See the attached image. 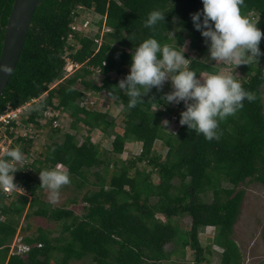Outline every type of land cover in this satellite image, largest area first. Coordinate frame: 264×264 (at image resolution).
<instances>
[{
	"label": "trees",
	"instance_id": "obj_1",
	"mask_svg": "<svg viewBox=\"0 0 264 264\" xmlns=\"http://www.w3.org/2000/svg\"><path fill=\"white\" fill-rule=\"evenodd\" d=\"M13 4L14 0H0V57ZM79 5L102 16L101 29L104 25L112 28L101 46L94 37L72 29ZM202 7V0L41 1L19 62L0 96V114L8 105L17 107L43 97L26 112L22 125L32 122L43 129L45 123L40 119L46 117L53 137L62 131L55 121L58 123L67 112L73 117L76 133L65 132L62 140L53 139L44 152L24 167L18 166L15 182L26 193L14 192L6 201L7 196L0 189V264H70L81 260L91 264H164L177 252L184 260L174 264H211L214 249L211 244L204 246L199 236L208 226L215 228L210 241L222 248L217 264H243L242 251L233 237L245 197V190L238 186L248 180L264 185V55L258 62L240 65L244 76L239 81L255 99L244 100L241 109L219 123L218 139L206 140L186 125H180L177 132L167 129L162 121L174 108L161 99L166 93L164 85L159 91L153 87L143 96L144 102L132 109L127 107L126 95L115 88L130 70V53L149 37L177 49L188 39L197 56L184 53L189 59L187 69L200 77L203 73L219 72L217 66L204 59L207 47L191 21L190 14ZM154 9L166 13L164 23L155 31L144 27L147 14ZM241 14L258 21L257 27L264 33V0H244ZM71 32H76V41H70ZM259 47L264 53L262 39ZM66 48L76 49L71 56L84 66L62 80ZM104 61L105 77L103 84L97 86L90 76L93 68ZM110 73L116 74L115 79ZM78 83L105 92L109 98L110 93L119 95L120 100L114 102L122 105L121 131L107 111L81 104L84 91L77 88ZM156 102L161 105L158 109ZM178 105L181 110L175 117L179 123L185 108L183 103ZM49 109L59 110L60 116L49 118ZM79 123L88 127L83 142L77 137ZM94 130L114 132V154H122L129 140L141 143L140 154L121 164L114 160L111 170V159L104 158L101 145L92 140ZM25 141L21 149L28 150L34 139ZM157 141L168 148L165 158L154 150ZM139 162L151 169L139 167ZM60 164L67 168L78 190L89 184L98 187L83 193L85 205L81 214L76 207L53 206L42 197L45 187L40 186L39 172ZM101 166L105 176L110 174L109 183L99 172H95L98 180L91 182L89 173ZM154 173L159 176L157 183L153 181ZM211 194L213 197L208 200ZM70 202L76 206L77 198ZM158 213L165 215L166 220L157 217ZM34 216L60 222L62 229L53 235L40 228L36 234L24 235L21 247L14 249L21 219L29 222ZM183 216L191 217L189 230L174 222ZM29 226L28 223L26 229ZM171 242L176 248L169 251L166 245ZM187 247L194 254L191 262L185 260Z\"/></svg>",
	"mask_w": 264,
	"mask_h": 264
},
{
	"label": "clouds",
	"instance_id": "obj_2",
	"mask_svg": "<svg viewBox=\"0 0 264 264\" xmlns=\"http://www.w3.org/2000/svg\"><path fill=\"white\" fill-rule=\"evenodd\" d=\"M243 3L244 0H202V10L190 14L193 28L200 32L210 61L237 67L258 62L264 55L259 47L264 33L257 27L258 21L241 14ZM165 15L159 9L150 11L144 27L155 31L160 23H164ZM178 46L181 50L161 44L155 37L143 40L130 53V70L115 88L126 95L127 107L132 109L144 102L143 96L153 87L159 91L166 81H170L172 90L161 99L164 104L183 103L185 110L180 113V125H186L197 135L202 134L206 140L218 139L219 123L241 109L244 100L251 102L255 97L234 75L215 72L201 78L185 68L189 60L184 55L186 49L184 45ZM8 71L6 65L0 64V72ZM104 77V73L97 77L101 84ZM109 95L113 100H120L118 94ZM157 104L158 109L161 105ZM162 124L167 125L168 121L164 120ZM5 157L0 158V189L14 190L17 187L14 182L16 164L24 160V153L13 148L5 151ZM39 179L40 186L49 190L53 201L58 199L59 190L70 183L69 173L59 166L40 171Z\"/></svg>",
	"mask_w": 264,
	"mask_h": 264
},
{
	"label": "rangeland",
	"instance_id": "obj_3",
	"mask_svg": "<svg viewBox=\"0 0 264 264\" xmlns=\"http://www.w3.org/2000/svg\"><path fill=\"white\" fill-rule=\"evenodd\" d=\"M88 12V11H87ZM85 12V13H87ZM254 17V15H252ZM89 18H97L99 17L93 10H90ZM250 18V17H249ZM254 18H257L255 16ZM251 19V18H250ZM175 35V32L173 33V36ZM264 42V36L261 38ZM189 40L187 39L184 46H185V52L187 54H190L192 56H197V52L192 50L189 47ZM178 50H181L180 48ZM186 58V56H185ZM187 59V58H186ZM205 60H209L208 55L205 56ZM215 66L219 68V73L225 74V75H234L237 80H240L244 73L241 72V66L235 67V65L228 63H215L214 61H211ZM189 64V61L186 62L184 65L185 68H187ZM112 78L115 79L116 74L112 73ZM99 75H92L90 78L96 83L97 86H101L102 82L97 78ZM207 74L203 73L201 75V78L206 77ZM165 91L166 93L170 92L171 89V83L170 81H166L164 83ZM77 88L84 91V97L80 101L81 104L84 103V105H88L89 108H95L98 110H101L103 112L107 111L109 114V117L113 118L115 120V123L117 124V130L121 131V128L123 126V119L124 116L121 114V107L122 105L117 106L113 99L109 98L105 92H97L92 89H89L84 86L83 83H78ZM263 91V103H264V86L262 87ZM47 95V94H45ZM169 105L174 108V112L164 117V120L168 121V124L165 125L167 129L173 132H177V129L179 128L180 124L176 120L175 114L181 110L179 105L177 104H171ZM59 119L60 121V127H61V133L50 137L51 129L48 125V121L45 123V128H40L38 126L33 128L32 134H37L34 138L33 144L28 148V150L20 149L24 153V160L23 161H30L33 157H36L39 153H42L46 149V145L49 144L53 139L54 140H62L63 134L65 132H71L76 133V129L72 127V121L73 117L65 112ZM163 120V121H164ZM45 121V120H44ZM48 125V126H47ZM80 131L77 135L79 142L84 141V137L88 134V130L85 125L82 123H79ZM54 128V127H53ZM115 135L112 130H108V132H104L102 130H94L92 132V140L95 143H99L101 146V152L103 154L104 158H110V165L111 170L114 169V160H118L121 164L122 162H129L130 160L136 159V157L140 154L141 150V143L136 140H129L125 145V151L122 154H114L112 152V141L114 139ZM154 150L157 151L159 154L162 155V157L165 158V155L168 151V148L166 145H164L161 141H157V143L154 146ZM27 154L29 155V159L27 157ZM139 167H145L147 170L151 169V166L147 165L145 162H139ZM62 170H67L65 166L60 167ZM104 167H97L93 168V170L89 173V180L91 182L97 181L98 178L95 174V172H99L105 179H107V183L110 181V174H106L104 172ZM72 180L70 179V183L68 185L63 186L59 190V196L58 199L55 201L50 199V193L47 188H45L43 193V199L46 202L51 203L53 206H65V207H76L75 210L77 213L81 214L82 210L81 208L85 205L83 201V193L88 191L92 188H98L96 185H88L84 187L81 190H78ZM153 181L158 182L159 176L158 174L154 173L153 175ZM75 182V181H74ZM179 181H177L178 183ZM238 189H244L245 190V197L242 203L241 213L238 217V220L234 226V234L233 237L237 241L242 254H243V264H264V185H262L260 182L257 181H247L245 183H241L238 186ZM213 194L209 195L208 200L212 199ZM73 198H77V204L71 205L70 200ZM9 200V197H7L6 201ZM157 217L162 218L166 220L165 215L158 213ZM174 222L177 223L181 228L184 230H189L191 226V217L190 216H183L180 218H175ZM29 223V230L26 229L27 224ZM20 227L18 228V234L15 237L13 241L12 247L17 248L21 247V241L22 237L26 234H36L38 233L39 229H44L46 231L52 232L53 235H58L59 231L62 229V224L60 222L43 218V217H32L29 222L24 219V217L21 219ZM215 233V228L213 226L206 227L203 231L200 232V240L204 244V246H207L209 244L212 245L214 252L212 256H210L212 263L211 264H217L220 259V254L222 251V248L218 247L217 245L213 244L210 239L213 238ZM176 248V244L171 242L166 245V249L171 251L172 249ZM194 258L193 251L187 247L186 248V261H192ZM184 259L180 253L177 252V254L173 255L170 261L164 262V264H174L175 262H182ZM70 264H91L89 260H81V261H74Z\"/></svg>",
	"mask_w": 264,
	"mask_h": 264
},
{
	"label": "built area",
	"instance_id": "obj_4",
	"mask_svg": "<svg viewBox=\"0 0 264 264\" xmlns=\"http://www.w3.org/2000/svg\"><path fill=\"white\" fill-rule=\"evenodd\" d=\"M88 11V12H87ZM78 14L75 17L74 22L71 24L72 29L74 31L81 33L82 35H86L87 37H94L96 42L99 43V46L103 43L105 40V35L107 32H111L112 28L104 25L102 29L99 26V21L102 19V16L100 14H97L99 17L97 18H89V12L90 10L83 7L82 5H79L76 11ZM87 12V13H85ZM71 32L69 35V39L71 42L75 40V33ZM76 41V40H75ZM80 47V45H77ZM77 47V48H78ZM77 51L76 49H69L66 48V54H65V75L64 79L74 75L78 70H80L84 63H80L78 61H75L72 58V53ZM106 65V61L103 62L102 65L96 66V68H93V74L92 75H102L103 66ZM97 76V77H99ZM43 98V97H42ZM42 98H35L32 99L29 102H26L20 106L17 107H11L8 105L5 111H3L0 114V158H7L5 157V151L13 148H19L23 145H25V140H28L30 138H35L36 133H33V128L36 127V125L32 122H29L27 126L22 125V119L26 115V112L31 109V107L34 105V103H39ZM47 116L49 118H52L53 116L57 115L60 116V111L55 110L52 111V109H49L46 112ZM45 120V121H44ZM48 120L46 117H43L40 119L41 123L44 124V122H47ZM58 123L55 121V125ZM21 138L20 140H18ZM27 157L29 159V155L27 154ZM31 161V159H30ZM29 161H21L20 163L16 164V168L18 169V166L24 167V164H26ZM59 167L62 166V164L58 165ZM16 175L14 173V182H15ZM16 183V182H15ZM17 187L14 190L10 189H3L5 195L7 197H10L14 192L19 193H26V190L23 186H21L19 183L17 184Z\"/></svg>",
	"mask_w": 264,
	"mask_h": 264
},
{
	"label": "water",
	"instance_id": "obj_5",
	"mask_svg": "<svg viewBox=\"0 0 264 264\" xmlns=\"http://www.w3.org/2000/svg\"><path fill=\"white\" fill-rule=\"evenodd\" d=\"M42 0H14L13 9L6 26L0 64L9 68L0 72V96L11 80L28 37L34 13Z\"/></svg>",
	"mask_w": 264,
	"mask_h": 264
}]
</instances>
